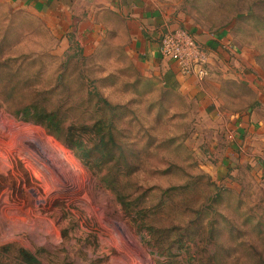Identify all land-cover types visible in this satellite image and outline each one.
I'll use <instances>...</instances> for the list:
<instances>
[{
    "label": "rangeland",
    "instance_id": "obj_1",
    "mask_svg": "<svg viewBox=\"0 0 264 264\" xmlns=\"http://www.w3.org/2000/svg\"><path fill=\"white\" fill-rule=\"evenodd\" d=\"M151 1L193 37L203 35L220 42L219 34H226L216 59L225 61L223 54L235 59L242 82L252 80L264 91V0ZM63 15L35 16L0 0V116L41 134L78 187L73 192L52 191L47 179L40 177L39 167L29 168L13 153L14 136L6 135L0 125V264H18L21 249L41 264L165 262L157 255L155 242L147 247V232L138 230L141 221L126 216L115 194L84 166L93 159L82 157L40 123L15 112L20 104H33L49 112L60 111L64 119L82 116L88 92L95 91L120 106L113 114L116 126L109 131L127 149L143 153L140 169L127 179L136 187V195L143 194L145 206L151 207L167 194L164 203L154 209L157 215L152 221L160 227L171 226V222L178 226L185 207L187 218L193 220L189 227L196 234L181 249L177 261L186 262L179 264L207 261L203 239L212 221L216 242L223 248L230 250L229 237L237 229L264 249V170L250 167L249 155L254 153L247 145L233 151L219 107L214 118L205 117L203 100L197 103L181 91L169 93L161 87L154 74L158 62L141 60L132 39L114 32V42L109 44L102 33L88 31L83 40H75L79 32ZM246 71L250 73L247 78ZM228 75L213 78L218 84L231 80L232 74ZM248 91L242 88L232 102L251 100ZM83 139L87 148L93 146V140ZM257 157L264 162V153ZM118 181L124 184L126 178ZM200 229L203 232L198 234ZM8 246V252L2 250Z\"/></svg>",
    "mask_w": 264,
    "mask_h": 264
},
{
    "label": "crops",
    "instance_id": "obj_2",
    "mask_svg": "<svg viewBox=\"0 0 264 264\" xmlns=\"http://www.w3.org/2000/svg\"><path fill=\"white\" fill-rule=\"evenodd\" d=\"M11 5L23 8L35 16L56 17L61 14L66 18L67 24H72L74 30L79 32L80 37L88 31L100 32L104 40L113 41L114 32L129 37L133 41V47L137 50L138 57L145 62L157 64L155 76L159 79L161 87L165 86L168 79V88H173L174 92H182L189 96L194 102H201L204 107V115L207 118H214L219 107L221 112L222 127L226 134L230 135L233 151L240 150L241 144L251 148L254 154L251 158L250 167L256 165L264 170V162L257 157L264 153V91L255 85L252 80L240 78L239 68L236 60L228 59L223 54L225 61L218 62V54H221L223 45L221 40L226 37L223 32L219 34V41H214L203 35L195 36L203 43L210 53L208 64L209 76L202 83L195 78L182 77L176 71V65L169 60L163 59L157 52V42L165 31L166 27L178 28L175 20L171 19L170 13L164 14L151 0H6ZM173 16V15H172ZM90 25L89 30L81 26ZM79 27V29H77ZM81 27V28H80ZM121 27V28H120ZM194 37V38H195ZM114 42V41H113ZM231 49V46H230ZM230 53H234L232 50ZM234 55V54H233ZM230 58V54L228 56ZM167 63L168 66L165 64ZM225 65L228 66L225 67ZM229 65H232L230 67ZM228 73L231 80H220L217 84L216 78L221 73ZM246 71L245 77L249 76ZM166 78V79H165ZM226 76H223L225 79ZM249 90L251 100L238 103L233 98ZM253 92V93H252ZM246 94V93H245ZM257 96H252L251 95ZM221 103L224 105L221 108ZM206 104V105H205ZM199 108V106H198ZM228 144V143H225ZM227 152L232 151L227 148ZM258 151V152H257ZM228 157V154H226ZM250 160V159H249Z\"/></svg>",
    "mask_w": 264,
    "mask_h": 264
},
{
    "label": "trees",
    "instance_id": "obj_3",
    "mask_svg": "<svg viewBox=\"0 0 264 264\" xmlns=\"http://www.w3.org/2000/svg\"><path fill=\"white\" fill-rule=\"evenodd\" d=\"M165 81V86L162 88L174 92L173 88L167 89L168 79ZM87 95L89 97L85 106L86 111L82 116L64 119L60 115V111L59 114L53 110L49 112L44 107L39 108L33 104H20L16 106L15 112L25 120L31 119L40 123L48 133L56 135L64 145L78 151L82 157H89V161L93 159L92 164L84 162V166L99 175L100 182L105 188L115 194L117 203L126 216H133L135 221H141L138 230L147 232L149 236V240L146 242L147 247H150L152 241L156 243L157 255L165 259L162 264L186 262L185 260L179 262L177 260L181 254V249L185 247V243L192 238L193 234H196L189 227L193 224V220L187 218L186 207L183 208L184 214L178 226L171 222V226L168 224L165 228L152 221V218H156L157 215V211L154 209L157 210L158 206L164 203L162 200H165L167 194H162L156 204L157 206L151 207L145 206L143 194L136 195V187L127 179L140 169L143 153L137 149H127L126 145L121 144V141L109 131L116 126L113 114L120 109V106L112 105L106 101L98 91L91 94L88 92ZM85 134H92V136H84ZM84 137L94 141L92 147L87 148ZM119 137L122 138L121 132ZM100 163L108 165V168L105 170ZM103 171L106 174L101 175ZM120 177L126 178L124 184L118 181ZM218 196L219 193L215 194L213 198ZM199 213L201 212L197 214L199 215ZM212 222L209 223L210 228L203 239L208 259L202 264H264V249L258 248L256 244L250 242L246 237V232L241 233L240 230L236 229L234 235L229 237L231 242L227 245L230 248L228 250L216 242L217 230L211 226ZM227 225H230V222H227ZM201 231L200 229L197 233L199 234ZM173 233L176 235L172 236ZM251 236L250 232L249 238ZM239 237L241 239L237 240L236 238ZM8 248L10 247L2 250L8 252ZM17 262L18 264H41L30 252L22 249L17 251Z\"/></svg>",
    "mask_w": 264,
    "mask_h": 264
},
{
    "label": "bare ground",
    "instance_id": "obj_4",
    "mask_svg": "<svg viewBox=\"0 0 264 264\" xmlns=\"http://www.w3.org/2000/svg\"><path fill=\"white\" fill-rule=\"evenodd\" d=\"M0 125L6 135L14 136L13 141L16 143V147H14L13 153L21 157L29 168L39 167L40 177L47 179L52 191L54 190L58 193H64L65 191L73 192L78 188L75 187L76 181L72 177H69L71 176L70 173L66 171L64 165L59 161L57 152L47 144L41 134L24 130L20 128L21 126L18 127L15 124L9 123V121L7 123L1 116ZM10 142L12 143V140H10ZM11 143L9 146L13 144ZM45 181L46 180H44V182ZM37 193L38 192L35 191V194ZM113 226L125 238V241H128V244L132 245L122 229L116 224H113Z\"/></svg>",
    "mask_w": 264,
    "mask_h": 264
},
{
    "label": "built area",
    "instance_id": "obj_5",
    "mask_svg": "<svg viewBox=\"0 0 264 264\" xmlns=\"http://www.w3.org/2000/svg\"><path fill=\"white\" fill-rule=\"evenodd\" d=\"M157 52L176 65L178 75L202 83L209 76L208 52L185 29L166 27L157 42Z\"/></svg>",
    "mask_w": 264,
    "mask_h": 264
}]
</instances>
